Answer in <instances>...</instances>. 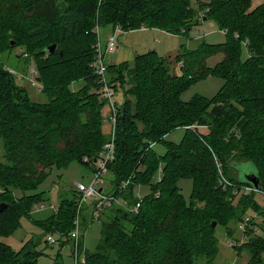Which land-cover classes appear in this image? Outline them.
<instances>
[{
    "label": "trees",
    "instance_id": "trees-1",
    "mask_svg": "<svg viewBox=\"0 0 264 264\" xmlns=\"http://www.w3.org/2000/svg\"><path fill=\"white\" fill-rule=\"evenodd\" d=\"M195 1L196 6L192 0H0V202L5 203L0 238L26 216L46 234H59L60 246L72 240L68 233L74 228L75 199H61L56 211L40 219L31 211L47 201L36 189L52 167L78 162L94 171V160L110 137L101 128V110L108 101L97 92L101 85L91 66L94 28L107 24H119L123 31L156 27L186 35L210 18L225 40L201 41L174 57L150 50L136 54L132 66L108 63L107 82L114 94L119 84L124 99L114 100V156L106 171L113 177L111 192L124 203L98 213L106 219L93 251L84 249L80 238L84 264H212L219 249L217 227L235 236L236 223L248 211H264L256 191L242 190L251 184L234 173L236 163L252 162L264 190V0L256 5L252 0ZM53 43L56 48L49 53L46 47ZM216 52L223 58L210 68L206 59ZM2 53L35 65L46 102L29 97L21 84L24 76L8 71ZM176 63L179 74L173 72ZM211 73L224 80L214 97L181 99L193 81ZM78 80L82 85L72 89ZM180 127L179 142L164 139ZM158 142L165 147L163 154L152 150ZM158 172L159 180L154 178ZM182 178L192 181L189 202L177 185ZM122 181L128 183L120 189ZM141 186L149 190L134 212L129 207L137 202ZM246 237L236 245L238 254H247L249 264H260L264 223L252 222ZM37 243L29 239L13 251L0 240V264H37L42 254ZM53 264H63L59 251Z\"/></svg>",
    "mask_w": 264,
    "mask_h": 264
},
{
    "label": "rangeland",
    "instance_id": "rangeland-1",
    "mask_svg": "<svg viewBox=\"0 0 264 264\" xmlns=\"http://www.w3.org/2000/svg\"><path fill=\"white\" fill-rule=\"evenodd\" d=\"M262 0H252L254 5L260 3ZM192 5L196 6V1L192 0ZM98 27V30L96 29ZM95 27L96 38L100 37V42L102 49L104 50L107 40L110 35L113 34V25H101ZM225 40V33L222 32L216 25V23L208 18L202 20L200 23L192 26L186 35L168 33L160 28H137L128 31H120L117 33L115 38V51L112 54L106 56L108 63L119 64L122 62H127L129 66L133 65V58L136 54H141L150 50H154L160 56L174 57L175 55L183 52L186 49H193L198 46L201 41L207 43H221ZM22 49H16L17 53H22ZM247 56V51L245 47H242V58ZM1 58L5 62L7 67L14 69L17 72L23 71L26 73L21 84L26 88L29 97L36 102H46L48 100V95L41 92L39 88V83L32 84L31 79H36L37 74L34 70V64L25 65L23 60L16 61L15 57L10 56L5 57V53L1 54ZM223 58L222 52H216L210 55L206 59V64L210 68L214 67ZM173 72L179 74V63H176L173 67ZM22 74V73H21ZM83 83V80H78L70 86L72 89H77ZM224 83L223 78L215 74H208L205 77L199 78L193 81L180 95L183 101L191 100L195 95H202L207 99H211L216 95V93L221 89ZM127 86V85H126ZM41 87V86H40ZM99 95H101V88L97 90ZM103 99L102 95L100 96ZM124 99L123 89L117 84V91L114 94L113 100L117 103L122 102ZM102 121L101 128L104 134L109 135L111 131V122L109 119L110 107L106 102L101 110ZM202 131H206L205 128H201ZM184 133V128H175L174 130L168 132L164 139L166 141L179 142ZM152 150L157 154H163L165 147L162 143H153ZM234 173L239 180H244L243 174H255L256 167L250 161H241L235 164ZM93 176V169L91 166H87L83 163L71 162L65 167H52L48 176L45 180L38 186L36 191H43L48 203L58 204V202L63 198H73L78 203L79 192L76 188L77 183L88 184L89 180ZM158 174H155L154 178L158 179ZM113 177L107 171L100 175V185L103 187V194H108L111 192ZM177 185L185 199L186 202L190 200V194L192 190V181L189 178H182L178 180ZM140 195L148 192L147 186L140 187ZM139 193L136 192V196ZM17 196H20L19 192H16ZM138 197V196H137ZM92 197L88 198L86 201L81 203V208L79 212V223H80V235L83 234L81 238L82 245L84 249L88 251H93L97 245L100 238V229L102 221L105 217L94 216L91 217V202ZM255 199L257 202L264 206V201L261 195L256 192ZM50 209L44 210H33L31 216L35 219L43 218L46 214L51 212ZM253 210L248 211V214ZM257 217L254 219L256 225L260 226L264 223V211L256 212ZM216 224V223H215ZM237 225V223H236ZM215 226V225H214ZM235 226V225H234ZM39 224L34 222L32 219L22 216L20 218V226L14 229V231L8 236H2L0 240L11 247L13 251H17L25 241L29 239L38 240L36 249L41 251V255L38 256L37 264H53L54 256L56 252H60V256L63 264H74V244L72 240L66 242L63 246H60L58 242L52 245H48L45 242L46 232L41 228ZM261 228V227H260ZM235 236H228L224 233V229L220 226L217 227L216 235L218 237V253L212 264H249L248 256L244 252L238 254V249L235 247H230L229 240L231 244L236 242V239L240 236V231L238 227L234 228ZM49 234V233H48ZM247 237L245 238L246 241ZM80 252H82L79 249ZM83 259V252L80 253V260ZM198 264H204L203 260L198 261ZM260 264H264V254L262 256V261Z\"/></svg>",
    "mask_w": 264,
    "mask_h": 264
},
{
    "label": "built area",
    "instance_id": "built-area-1",
    "mask_svg": "<svg viewBox=\"0 0 264 264\" xmlns=\"http://www.w3.org/2000/svg\"><path fill=\"white\" fill-rule=\"evenodd\" d=\"M98 30V27H96ZM114 32L112 35L107 40V44L104 48L102 49L101 42H100V37L96 38V42L94 44V58L91 63V66L93 68V73L98 77V81L101 85V94L107 99L109 107H110V114H109V119L111 122V131H110V137L108 141H106L103 145V150L100 153V156L94 160V166L95 170L93 171V176H91L89 183L84 184V183H77L76 188L78 192L80 193V202L77 205V213L76 217L74 220V228L69 231L68 236L70 239H72L74 243V264H84V259L80 260V251H79V240L81 238L80 235V223H79V212L81 208V203L86 201L88 198L92 197V202H91V217H94L96 214L105 208L106 206H110L113 203H120L123 204L124 201L119 197L118 195L114 194L113 192H110L108 194H103L102 192V187L99 185L100 182V175L106 171V165L107 162L113 159L114 156V128L116 124V118H117V106L115 104V101L113 100L114 97V90L113 88L108 84L107 82V77H106V69L108 65V61L106 60V56L108 54H112L115 51V38L117 33L120 31H123L120 27L119 24L114 25L113 27ZM95 30V28H94ZM8 71L14 75H16L18 78L23 77V74L20 72L15 71L12 68H8ZM32 84H36L37 81L36 79H31ZM84 161H89V158L87 156L83 157ZM159 180V177L158 179ZM128 181H122L120 185V189H123L126 187ZM100 189V190H99ZM1 190V189H0ZM244 193H248L249 191H256L258 192L262 200L264 201V190L262 189H256L253 188L251 185H246L243 186L242 188ZM138 200L135 204L131 205L129 209L131 211H137L140 202L142 200V195L138 194ZM50 209L52 211L57 210V205L54 203H48V202H40L37 203L33 206V210H44V209ZM96 215V216H97ZM257 217V213L254 214H246L242 220H240L237 223L238 230L240 231V236L236 239V242L234 244H231V241L227 243L229 244L230 247H235L234 245H240L245 241L246 238V231L247 229L251 226V223L254 222V219ZM255 233H260V229L257 228L256 226L252 225ZM60 237L59 234H47L46 235V240L49 245L54 244L57 242V238Z\"/></svg>",
    "mask_w": 264,
    "mask_h": 264
},
{
    "label": "water",
    "instance_id": "water-1",
    "mask_svg": "<svg viewBox=\"0 0 264 264\" xmlns=\"http://www.w3.org/2000/svg\"><path fill=\"white\" fill-rule=\"evenodd\" d=\"M11 43L13 44V41H12ZM55 48H56V44L53 43V44L47 46V47H46V50H47L49 53H52V52H54ZM36 81H37V82H40V77H36ZM243 177H244V180L247 181V182H249L253 188L259 189V187H260V186H259V179H258L256 173H255V174H254V173H253V174H247V173H245V174H243ZM99 190H100V189H99ZM4 207H5V203L0 202V211H1ZM212 225L214 226V225H215V222H213ZM82 236H83V235H82ZM82 236H81V237H82Z\"/></svg>",
    "mask_w": 264,
    "mask_h": 264
},
{
    "label": "crops",
    "instance_id": "crops-1",
    "mask_svg": "<svg viewBox=\"0 0 264 264\" xmlns=\"http://www.w3.org/2000/svg\"><path fill=\"white\" fill-rule=\"evenodd\" d=\"M140 190H141V188H138V189H137V192H138L139 194H140ZM142 195H143V194H142ZM82 235H83V234H82ZM82 235H81V236H82ZM82 237H83V236H82ZM82 237H81V238H82Z\"/></svg>",
    "mask_w": 264,
    "mask_h": 264
}]
</instances>
